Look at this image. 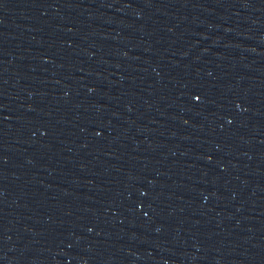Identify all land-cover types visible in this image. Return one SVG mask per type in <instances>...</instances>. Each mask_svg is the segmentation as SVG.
Listing matches in <instances>:
<instances>
[{
    "label": "water",
    "instance_id": "95a60500",
    "mask_svg": "<svg viewBox=\"0 0 264 264\" xmlns=\"http://www.w3.org/2000/svg\"><path fill=\"white\" fill-rule=\"evenodd\" d=\"M0 264H264V0H0Z\"/></svg>",
    "mask_w": 264,
    "mask_h": 264
}]
</instances>
